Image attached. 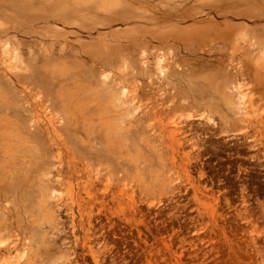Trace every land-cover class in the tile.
<instances>
[{
    "label": "rangeland",
    "instance_id": "obj_1",
    "mask_svg": "<svg viewBox=\"0 0 264 264\" xmlns=\"http://www.w3.org/2000/svg\"><path fill=\"white\" fill-rule=\"evenodd\" d=\"M253 39L264 41V0H0V103L21 124L55 126L59 153L58 172L23 165L0 181V264H54L62 242L78 245V264H264V49ZM239 92L255 97L246 122ZM103 94L123 107L108 114ZM75 167L82 180L103 173L91 193L109 199L73 235L61 205L86 196ZM40 178L51 179L48 213L32 212Z\"/></svg>",
    "mask_w": 264,
    "mask_h": 264
},
{
    "label": "bare ground",
    "instance_id": "obj_2",
    "mask_svg": "<svg viewBox=\"0 0 264 264\" xmlns=\"http://www.w3.org/2000/svg\"><path fill=\"white\" fill-rule=\"evenodd\" d=\"M107 7V6H105ZM256 20V19H255ZM231 35V34H230ZM232 37V36H231ZM238 40V41H237ZM234 43V48H238V47H243L241 44H239V39H237ZM169 41V40H168ZM244 41V40H243ZM254 41V39H253ZM255 47L257 49H264V41L263 40H255L254 43ZM241 45V46H240ZM252 45V46H254ZM251 46V47H252ZM233 49V48H232ZM47 56V55H46ZM235 56V55H234ZM115 59V58H114ZM233 61V59H232ZM231 61V62H232ZM111 62V61H110ZM117 62V61H116ZM262 67V69L264 70V63H259ZM17 67V66H16ZM261 69V70H262ZM10 70V69H9ZM259 70V72L261 71ZM78 74H79V71H77ZM81 72V71H80ZM71 74H72V71H71ZM9 75V74H8ZM66 75V74H65ZM43 78H46L47 80V77H43ZM70 78V77H69ZM74 78V77H73ZM78 78V77H77ZM80 78V77H79ZM15 79V78H14ZM58 79V78H56ZM7 80V79H6ZM65 80V79H64ZM120 80V78H119ZM152 81V80H151ZM23 82V81H22ZM43 82V81H42ZM58 82V81H57ZM26 83L29 87L32 86L30 88L31 89H34L35 86H33L31 82H24ZM15 84V83H14ZM20 85V84H19ZM46 85V83H45ZM49 85V84H48ZM47 85V86H48ZM51 85V84H50ZM25 87V86H24ZM49 87V86H48ZM111 88V86H106L105 88ZM47 88V87H46ZM160 88V87H159ZM156 90V89H155ZM154 91V90H153ZM157 91V90H156ZM240 93V92H239ZM247 93V92H246ZM22 94V93H21ZM74 94L73 96V99L75 98H79L78 95L74 93H71V95ZM251 94V93H250ZM24 95V94H23ZM32 95V94H31ZM81 95V94H80ZM115 95V94H114ZM239 95H243V94H239ZM247 95V94H246ZM245 95V96H246ZM249 95V94H248ZM247 95V96H248ZM253 95V93H252ZM102 98H105V100L108 101V103L105 104L102 103V107H100V104L101 103H98L97 105L102 108V110H105L108 114L110 113L111 114V111L113 110L112 108H116L120 109V107H123L121 106L122 103H119L117 101H115L114 99L116 97H114V99H112L110 96H106V94H103L101 95ZM162 96V95H161ZM29 97V96H28ZM111 98V99H110ZM123 98V97H122ZM257 98H259L260 100L264 101V98L262 97V95L258 96ZM39 99V98H38ZM58 100L60 101H63L65 102V96L63 94H58V97H57ZM246 99V98H245ZM238 103H237V112H240V117L242 118V121H245L246 122V113H248V108L254 103L255 101V97L252 96L250 98H248L249 102H246L244 101V95L243 97H239L238 99ZM257 100V99H256ZM48 101H52V98H48ZM76 101V100H75ZM74 101V102H75ZM89 100H87V103H88ZM91 102V101H89ZM74 104V103H73ZM72 104V105H73ZM78 104H76L77 106ZM89 105V104H88ZM85 106V105H84ZM44 107V106H43ZM74 107V106H73ZM72 107V109H74ZM83 107V106H82ZM36 108V106H35ZM46 109V108H45ZM44 109V110H45ZM125 110V108H123ZM43 110V111H44ZM50 110V109H49ZM75 110V109H74ZM101 110V109H100ZM101 110V111H102ZM148 110V109H147ZM0 111L2 112H5V114H3L1 117H0V181H5L7 178H11V177H14L17 172L15 171L16 169H18L20 166H23L25 165L26 168H28L29 171L31 172H37V171H40L42 169H48L49 171L53 169V167H56L57 168V172L59 171L58 170V156H59V153L58 155L56 154V148L55 146L58 145V142H56V139L52 138V132H57V128L55 126H52L53 129H51L48 125H47V128L45 131L43 130H40V126H41V123L39 122L40 118L37 119V120H31V123L29 124H21L20 121H18L17 119H12L11 118V115L13 112H18V109L16 110L15 108H13L11 106V104H9L6 100L4 102H1L0 103ZM38 111V110H37ZM41 111V110H40ZM76 111L80 112L79 109L77 110L76 108ZM113 111H116V110H113ZM78 112H76L78 114ZM99 112V111H98ZM40 113V112H39ZM70 113V112H69ZM75 113V112H74ZM73 113V114H74ZM100 113V112H99ZM115 113L114 112V118H115ZM149 113V111L147 112V114ZM79 114H81L82 116V113L80 112ZM98 114V113H97ZM96 114V115H97ZM107 114V116H109ZM118 114V113H117ZM44 115V114H43ZM46 115V114H45ZM51 115V114H50ZM53 115V114H52ZM59 115V114H58ZM76 115V114H75ZM103 117H106V114L104 116V114H102ZM249 115V113H248ZM78 116V115H77ZM95 116V115H94ZM113 116V114L111 115ZM32 117V116H31ZM56 116H54L55 118ZM83 117V116H82ZM100 117V116H98ZM102 117V116H101ZM102 117V118H103ZM50 118V116H49ZM61 118V117H60ZM80 118V116H79ZM250 118V117H249ZM48 119V117H47ZM62 119V118H61ZM76 119V118H75ZM78 119V117H77ZM81 119V118H80ZM251 119V118H250ZM51 120V118L49 119ZM59 120V119H58ZM82 120V119H81ZM88 120V119H87ZM45 121V120H44ZM56 121V120H54ZM79 120H77V123H78ZM109 121V120H107ZM30 122V121H29ZM49 122V121H48ZM90 122V120H88V123ZM135 122V121H134ZM52 123V122H50ZM49 123V124H50ZM54 123V122H53ZM59 123V122H58ZM57 123V124H58ZM61 123V122H60ZM75 124V122L73 123ZM43 125V123H42ZM54 125V124H52ZM59 125V124H58ZM81 126L82 125V122L80 124ZM60 126V125H59ZM73 126H77V125H73ZM115 126V125H112V127ZM117 126V125H116ZM245 126V125H244ZM73 127V130L74 128ZM80 127V126H79ZM111 127V126H110ZM42 128V127H41ZM109 128V127H108ZM115 128V127H114ZM121 128V127H120ZM119 128V129H120ZM77 129V128H75ZM81 130V128H79ZM117 129V128H115ZM260 128H258V125L254 124L253 122L251 121H247V124H246V127L244 129V134L245 136H248V137H252L253 138V134L257 131H259ZM124 130L123 128H121L120 131ZM83 131V130H81ZM87 131V130H86ZM92 131V130H91ZM132 130H129V133L131 132ZM54 132V133H55ZM252 132V133H251ZM260 132V131H259ZM60 133V132H59ZM78 133V131H77ZM261 133V132H260ZM86 134V133H85ZM256 134V133H255ZM49 135V136H48ZM79 137V136H78ZM88 139V138H87ZM87 139H83V141L85 142ZM59 140V139H58ZM81 140V139H79ZM64 141H65V137H64ZM180 141V140H179ZM66 142V141H65ZM64 142V143H65ZM88 142V141H87ZM62 143V142H61ZM90 144V142H89ZM94 144V143H93ZM65 146V145H64ZM60 148V146L58 147ZM64 148V147H63ZM77 148V147H76ZM79 149V148H78ZM81 150V149H80ZM58 152V151H57ZM62 152V151H61ZM63 153V152H62ZM62 156V155H61ZM63 157V156H62ZM35 158V159H34ZM80 158V157H79ZM62 159V158H61ZM103 159V158H102ZM106 159V157L104 158ZM79 160V159H77ZM81 161V160H80ZM103 161V160H101ZM75 163V162H74ZM81 163V162H80ZM87 164V163H86ZM83 166V165H82ZM88 166V165H87ZM52 167V168H51ZM86 167V166H84ZM90 167V166H89ZM55 169V168H54ZM83 169V168H82ZM88 169V167L86 168V170ZM91 169V168H90ZM93 169V168H92ZM64 170V168H63ZM96 170V169H95ZM104 170V168H103ZM49 171H47L49 174ZM56 171V170H55ZM75 171L74 174H78L76 175V178L78 180H82L81 179V169H79L78 167H75ZM51 172V171H50ZM53 172V171H52ZM61 172V170H60ZM64 172V171H63ZM90 172V170H89ZM97 172V173H96ZM102 172V170H101ZM105 172V171H104ZM93 173V172H92ZM98 171H95V174H97L96 176H93L90 174H87L88 176H86V180H82V188L84 190V193L86 194V196H83L81 193L78 194V198L77 199H71V201L69 203H62L61 205V209L64 210L66 208V212L70 214L71 216V223H72V232L73 235L75 234V231H76V228L79 229V230H89V226L92 225V217L95 215L94 214V210L97 209V210H101L105 207V204L107 202L108 204V195H104L103 193H98V192H95V193H91V190H96V191H101V190H98V187L99 184H101L103 182V173H99ZM60 175L63 173H59ZM53 176V174H51ZM45 176V172H44V175ZM49 176V175H48ZM55 176V175H54ZM57 176V175H56ZM84 177V176H83ZM47 178V177H46ZM51 178V177H50ZM53 178V177H52ZM61 178V177H60ZM36 179V178H35ZM55 179V177H54ZM40 180L39 182V188L40 190H38L41 195H42V198H40L41 200L37 202V206L35 208H33L31 211L34 212H42V211H46L47 213L48 212H51L49 210H52V209H49L48 206H49V203L46 201L47 197L44 198V189L45 188H50V180L48 181V184H44V181H42V178L38 179ZM62 180V179H61ZM52 182H59L60 183V180H58L56 178V180H53ZM63 182V181H62ZM58 183V184H59ZM61 184V183H60ZM79 186H81V183L78 184ZM41 186V187H40ZM101 189V188H100ZM114 196L112 195V198ZM51 199V197H50ZM49 199V200H50ZM55 199V198H54ZM114 199V198H113ZM0 201L2 202L3 199H2V196L0 195ZM52 201V200H51ZM53 202V201H52ZM51 203V202H50ZM5 204V203H4ZM7 204V203H6ZM54 205V203H53ZM57 206H60V202L59 204L56 203ZM50 207V206H49ZM64 207V209L62 208ZM57 209V208H56ZM60 209V208H59ZM60 209V210H61ZM13 210V209H12ZM59 210V211H60ZM9 211V210H8ZM58 211V212H59ZM55 212V211H54ZM53 213V211H52ZM56 213V212H55ZM53 213V214H55ZM76 213L79 215V220H78V224L75 223V218H76ZM41 214V213H40ZM44 214H46L44 212ZM53 214H49L50 217L53 216ZM61 214V213H60ZM47 215V214H46ZM56 215V214H55ZM38 217V216H37ZM48 217V216H47ZM57 217V216H56ZM40 218V217H39ZM44 218V217H43ZM54 218V217H53ZM61 219V218H60ZM2 220V219H1ZM47 220V219H46ZM56 220V219H55ZM55 220L53 221V224L55 222ZM58 220V219H57ZM57 223H59L58 221H56ZM55 222V223H56ZM41 223V221H40ZM48 223V222H46ZM51 223V222H50ZM44 224V222H43ZM60 224V223H59ZM39 225V223H38ZM47 225V224H45ZM49 225V224H48ZM55 225V224H54ZM61 225V224H60ZM52 226V225H50ZM3 227V226H2ZM1 227V228H2ZM58 227V226H56ZM60 227H63V226H60ZM60 227H58L60 229ZM50 228V227H49ZM54 227L52 226V229ZM7 230V228H5ZM51 229V230H52ZM56 229V228H55ZM54 229V233L56 234V230L59 231V229ZM57 231V232H58ZM65 231V229L62 230V232ZM2 232V231H1ZM60 232V235L61 233ZM67 232V231H65ZM64 232V233H65ZM51 233V232H50ZM49 233V234H50ZM63 233V234H64ZM52 234V233H51ZM53 235V236H56V235ZM58 234V233H57ZM15 235V234H13ZM66 235V234H65ZM59 235H57L56 237H54L56 240H57V237ZM13 238V236H11ZM64 237V235H63ZM61 238L60 237V240L63 239L64 241V238ZM53 238V237H52ZM66 238V237H65ZM50 239V237H49ZM54 239V240H55ZM59 239V237H58ZM47 240V239H46ZM52 240V239H51ZM53 240V241H54ZM68 240V239H67ZM22 241V240H20ZM26 241V240H25ZM50 240H47L46 242L49 243ZM51 241V242H53ZM58 241V242H59ZM57 242V241H55ZM26 243V242H24ZM30 243V242H28ZM61 243V242H60ZM22 244V243H21ZM54 244V243H53ZM57 244V243H56ZM62 245H54L55 248L59 249V254L62 255V257L60 256L58 259L57 262H55L54 264H78L77 260H76V249L78 247V245H74L72 247H70V249H64L66 245L63 244V242L61 243ZM67 244V243H66ZM48 246V245H47ZM51 246V245H50ZM53 246V245H52ZM66 246V248H67ZM86 246V245H85ZM47 248V247H46ZM63 249V250H62ZM87 249H88V254L92 257V259L97 262L98 261V251H96V249H94L93 246L89 245L87 246ZM4 264V263H3ZM86 264V263H85Z\"/></svg>",
    "mask_w": 264,
    "mask_h": 264
}]
</instances>
